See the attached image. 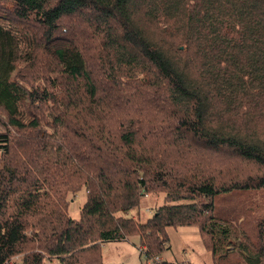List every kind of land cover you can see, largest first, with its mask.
Returning <instances> with one entry per match:
<instances>
[{"label":"trees","instance_id":"trees-1","mask_svg":"<svg viewBox=\"0 0 264 264\" xmlns=\"http://www.w3.org/2000/svg\"><path fill=\"white\" fill-rule=\"evenodd\" d=\"M0 110V264H102L132 236L153 259L172 227L263 264L236 200L264 189V0H0ZM156 193L143 223L117 215Z\"/></svg>","mask_w":264,"mask_h":264},{"label":"rangeland","instance_id":"rangeland-1","mask_svg":"<svg viewBox=\"0 0 264 264\" xmlns=\"http://www.w3.org/2000/svg\"><path fill=\"white\" fill-rule=\"evenodd\" d=\"M49 78L56 79L57 86L53 89L56 98L59 100L62 96L60 90V77H57L55 74H51ZM18 82L22 85H26L28 87L33 86V88L42 89L44 87L45 82L41 79H37L33 81L31 84L24 82V80ZM26 83V84H25ZM3 111L0 110V131L3 129L1 127L2 121L5 120L3 117ZM42 131L50 133L48 127L43 125L41 127ZM40 130V132H41ZM9 133H13V129L9 127ZM43 133V132H42ZM255 170V167L249 165L247 167L246 173L252 172ZM86 191L82 188L77 192L75 196L69 195L67 198V208H68V216L76 219L79 216L81 206L86 197ZM249 196L254 200L257 204L253 207V210L256 213V217L259 219L264 218V189L259 190L258 192H250L249 194H245L244 196L237 198V202L240 205L246 204L249 205L246 201V196ZM164 195L161 193L156 194H147L142 197L140 200V204L138 208H134L130 210L127 214L120 212L117 215L122 216L123 218H130L137 223H143L149 218L154 211L163 203ZM241 200V202H239ZM166 234L168 235V240L165 243V247L167 250L160 254V257L168 262H185L191 264H214L213 258L209 251H206L203 247L202 241L200 239V233H198V229L196 227H172L166 230ZM240 233H234L228 242L225 250L227 254H235V246L234 243L237 244L241 240ZM138 239L134 236L129 237L128 240L114 241L103 243L101 246V254H102V264H145V257L141 256L138 253ZM46 264H59L55 259L46 260ZM219 264V263H218ZM264 264V262H263Z\"/></svg>","mask_w":264,"mask_h":264},{"label":"built area","instance_id":"built-area-1","mask_svg":"<svg viewBox=\"0 0 264 264\" xmlns=\"http://www.w3.org/2000/svg\"><path fill=\"white\" fill-rule=\"evenodd\" d=\"M138 253L141 255V256H144L145 257V261L144 263L145 264H185V262H180V263H176V262H173V263H166L162 260V258L160 257V255L154 257L153 259H147L146 258V253H145V249L141 248V247H138Z\"/></svg>","mask_w":264,"mask_h":264},{"label":"crops","instance_id":"crops-1","mask_svg":"<svg viewBox=\"0 0 264 264\" xmlns=\"http://www.w3.org/2000/svg\"><path fill=\"white\" fill-rule=\"evenodd\" d=\"M162 260H163L164 262H166V263H173V262L180 263V262H177V261L168 262V261L164 260L163 258H162Z\"/></svg>","mask_w":264,"mask_h":264}]
</instances>
